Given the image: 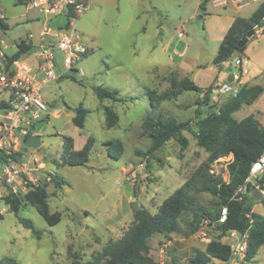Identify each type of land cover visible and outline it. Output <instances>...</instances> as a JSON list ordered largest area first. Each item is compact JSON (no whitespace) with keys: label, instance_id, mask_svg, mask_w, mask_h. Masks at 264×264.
Instances as JSON below:
<instances>
[{"label":"rangeland","instance_id":"obj_1","mask_svg":"<svg viewBox=\"0 0 264 264\" xmlns=\"http://www.w3.org/2000/svg\"><path fill=\"white\" fill-rule=\"evenodd\" d=\"M203 1L90 0L91 7L80 19L78 30L84 41L93 42V52L80 64L83 74L77 76V81L67 73L42 87V97L52 115L43 118L47 123L40 131V152L25 151L28 163L35 162L37 157L40 164H45L37 173L42 176V183L53 173L65 181L62 189L53 184L48 187L50 211L59 213L61 222L50 226L30 204L16 215L0 199V260L8 257L19 264H70L76 254L84 263L91 262L136 223L137 210L158 214L163 203L206 165L209 152L198 144L195 125L198 117L194 107L198 101L202 103L198 111L202 113L199 117L204 118L218 112L234 96H220L214 101L213 93L204 104L203 98H193L196 93L187 92L164 102L158 110L152 109L146 96L148 89L160 94L173 89L172 80L188 78L203 87L214 82V72L218 69L213 59L218 45L211 41L212 32L207 27L219 30L218 17L223 11L214 9L210 3L202 10ZM22 2L26 0H0V14L10 27L6 32L0 31V41L9 56L16 52L22 39L27 41L30 33L38 41L42 28L43 16L31 9L28 2ZM257 6L252 5L250 10ZM66 21L65 16H57L51 25L56 28ZM61 57L57 52L58 75L65 74ZM220 69L221 85L228 75H239L233 62L225 63ZM258 75L253 84L264 88V70ZM217 84L215 80L211 86L215 88ZM244 85L247 86L242 82L236 86L240 89ZM95 87L117 90L125 102L100 101ZM252 95H247L246 100H251ZM7 98L8 95L2 94L0 103ZM80 105L90 112L83 129L73 123L74 108ZM105 108L118 114L116 127L107 128ZM250 115L264 127V91L252 105H242L233 117L241 121ZM148 116L176 123L190 122L191 128L180 134L187 145L184 147L179 139H172L154 158H149L147 152L152 142L143 126ZM64 136L73 139L76 151L83 148L89 137L95 139L87 165L57 169L54 160H59ZM113 140H121L125 146L119 160L110 158L104 146ZM221 158L228 163L232 156ZM224 166L218 165V171L225 173ZM200 187L198 184L189 190L193 212L180 216L181 232L169 236L156 234L148 240L149 256L154 264H172L173 260L188 264L197 254L204 253L212 241L229 244V239L207 221L202 227L206 235L199 231L192 233L197 211L218 209L217 198L201 192ZM255 213L264 215L262 203L255 204ZM20 219L30 220L38 234L27 229ZM209 264L230 262L211 259ZM240 264H264V245L254 260Z\"/></svg>","mask_w":264,"mask_h":264},{"label":"trees","instance_id":"obj_2","mask_svg":"<svg viewBox=\"0 0 264 264\" xmlns=\"http://www.w3.org/2000/svg\"><path fill=\"white\" fill-rule=\"evenodd\" d=\"M30 0H26L29 2ZM26 2H22L24 4ZM209 0H204L200 8L203 10ZM264 27V1L250 18H237L229 28L219 50L213 59V65L221 68L224 63L229 62L234 49L240 39L250 32L257 35L258 29ZM9 25L0 18V31L6 32ZM33 46L31 43L21 41L17 46V51L13 55H6L8 63L20 60L23 56L32 53ZM246 46L242 50L245 54ZM76 71V70H74ZM77 76L73 74L68 77L77 81ZM171 90L160 94L154 90L148 89L150 106L154 110L161 108L164 102L172 101L184 92H194L203 94L204 104L209 102L214 92L212 86L203 90L188 78L180 81L172 80ZM97 98L100 101L109 100L112 102H125L117 90H108L103 87H95ZM264 89L260 86L248 87L242 86L236 96L231 101L220 107L218 112L209 114L204 118L196 110L198 117L195 125L197 130L198 144L209 152L206 165L202 166L196 175L188 181L183 187L176 190L161 206L156 215L150 214L146 209H140L135 212L136 223L133 224L121 239L111 242L103 251L94 256L93 261L84 263L78 255L73 254L70 264H154L149 256L150 246L148 240L156 234L169 236L173 233H180V216L184 213L193 212L192 198L189 190L200 184V191L209 193L217 198L216 206L218 209H202L194 214L192 223V233H197L200 225L204 220L214 222L218 219L221 209L228 207L227 221L225 224L217 225V231L222 235L227 232L236 230L241 233L249 231V250L244 261H252L257 256L259 249L264 245V215L252 212L255 205L253 199H245L242 202L231 200L235 191L244 183L249 175L253 163L264 154V127L255 119L253 115L238 121L233 117L242 105H251L262 94ZM252 93V99L246 100V96ZM201 105L202 103L198 101ZM0 108H8L5 101L0 103ZM76 113L73 123L76 127L83 129L85 120L89 111L80 105L74 108ZM106 125L111 129L118 125L119 116L110 108H105ZM49 118V117H48ZM47 118V119H48ZM144 128L148 131L152 146L147 152L149 158H154L161 148L172 139L180 140L185 147L187 141L180 138L184 130L190 129V122L176 123L174 120H163L160 117L153 118L148 116L144 123ZM95 145V139L89 137L82 149L74 150L73 139L63 137V146L60 152L59 160H54L57 169L65 166L77 167L85 166L89 162L91 152ZM108 156L112 159L119 160L125 152L124 143L121 140L108 141L104 144ZM27 148L23 147V151ZM4 156H0V162L4 161ZM232 156L228 163L229 181L226 183L221 177H215L209 173V165L221 157ZM51 183H42L41 186L29 191L18 198L9 196L5 202L9 210L16 215L19 214L23 206L31 205L50 225L55 226L61 222L59 213H52L48 204L49 192L48 187L53 184L57 189H62L65 181L57 173L52 175ZM264 205V199L261 201ZM251 213L250 217L247 215ZM1 218V215H0ZM20 222L34 233L33 223L30 220L20 219ZM38 234V233H37ZM232 257V250L228 244L219 241H212L204 253H199L188 264H209L211 259H218L223 263H228ZM0 264H19L11 258H3ZM172 264H179L173 260Z\"/></svg>","mask_w":264,"mask_h":264},{"label":"built area","instance_id":"obj_3","mask_svg":"<svg viewBox=\"0 0 264 264\" xmlns=\"http://www.w3.org/2000/svg\"><path fill=\"white\" fill-rule=\"evenodd\" d=\"M28 4L31 9L37 10L46 17L41 36L45 39L52 36L57 40L41 45L38 53L39 63L36 67L21 59L10 64L6 56L0 54V96L8 95V98L4 100L8 108H0V156L6 155L5 160L0 162V199L3 200L9 196L18 198L42 185V176L37 173L43 167L37 159L33 163H28L25 159L26 153L22 150L25 139L35 135L36 124L44 117L48 118L52 115L49 105L42 97V87L51 81L59 80L67 73H73L89 53V48L78 30L80 19L91 7L89 0H30ZM66 7H68L67 11ZM57 16H65L67 21L53 28L51 22ZM57 52L62 55L61 61L65 74H57ZM233 63L239 70V75L234 76L235 84L218 83L214 88L212 100L217 101L220 96L225 97L229 94L236 96L239 92V86L236 85H241L242 79L249 75L248 59L245 55L241 54ZM228 163H225L223 158H219L211 165L209 173L215 177H221L227 183L229 181ZM220 164H225V173L218 171ZM44 180V182H50L51 178L47 177ZM253 188L261 192L263 197L261 200L252 198ZM245 199H253L255 204L264 199V154L253 163L244 183L231 198L238 202ZM252 212H255V205ZM227 215L228 207L224 206L216 221L211 222L206 219L201 223L199 233L206 235L202 228L205 221L217 230V225L226 223ZM250 215L251 213L247 217ZM249 236V231L241 233L232 230L225 234L232 250L230 264H240L246 259Z\"/></svg>","mask_w":264,"mask_h":264},{"label":"crops","instance_id":"obj_4","mask_svg":"<svg viewBox=\"0 0 264 264\" xmlns=\"http://www.w3.org/2000/svg\"><path fill=\"white\" fill-rule=\"evenodd\" d=\"M263 1L264 0H209V2H207V4L208 3L212 4L214 9L221 8L222 11H223V13L221 15H219V17H218L219 18V21H218L219 30H217V31L213 30L212 26H210V25L207 27V31L209 33L212 32L211 41L213 43H215L216 45H218L217 52L219 50L221 42L223 41L226 33L228 32L229 28L234 23V21L237 18H239V17L250 18L252 16V14L257 10V8L260 6V4ZM254 4H258V6L256 8H254V9L250 10L252 5H254ZM205 8H206V6H205ZM205 8L203 10H205ZM246 13H249V15L246 14ZM39 15L43 16L40 13H39ZM207 15H209L208 17H211V14H207ZM0 18L3 19L2 14H0ZM29 20H31V19H29ZM29 20H27V21H29ZM38 20H39V17H38ZM45 20H46V17L43 16L42 21L40 22L42 28L40 29V31L38 33V38H39L38 41L34 40L35 35L33 33H30L29 35H27V39L26 40L28 41V43L32 44L34 49H33L32 53L27 54V55H25V56H23L21 58V60L25 61L27 64H30L33 67H36L38 65V63H39V54L38 53H39V51L41 49L40 48L41 45L42 44L46 45L48 42L53 41V37L52 36L48 37V39H45V38H43L41 36V34H42L43 30H44ZM53 28H55V27H53ZM30 35H32V38H30ZM179 35L183 36V33H180ZM21 41H23V39ZM91 43H93V42L91 41L90 43H87L85 41V44L89 48V53L82 59V61L79 63V65L75 69L76 70L75 72H76L77 75H79V74L82 75L83 74V71L80 69V64L83 62V60H85L88 57V55H90L93 52V48L91 46ZM5 49H6V47L3 48V43L0 41V54H3L5 56L8 55V54H6L4 52ZM244 55L248 59V68H249L250 73H249V75L245 76L242 79V82L247 84L248 87L260 86V87L263 88V86H261V85L253 84V81H256L259 78L258 72H261V70H264V27L260 28V30H259V32L257 33L256 36H253L252 38L249 39V41H248V43L246 45V50H245V54ZM224 64L222 65V67L224 66ZM215 69H218L217 72L216 71L214 72V73H216L215 80H218V83H220L221 76H222L221 69L218 68V67H216ZM65 75H63L61 78H63ZM232 76H233V84H235V80H234V76L235 75H233V74L227 76L226 82H228V80H230ZM180 80H182V79H180ZM215 80H214V82H215ZM193 82L197 86H199L201 89H203V90L207 89L208 87H210L214 83L213 82L211 85L203 87L202 85L197 84V82H195V80ZM184 93H187V92H184ZM183 94H181L179 97H182ZM202 97H203V94L196 93V95L193 98L197 99V98H202ZM199 106H200V104L198 102V105H196L194 107V110L195 111L198 110ZM235 113H237V112H235ZM57 115H58V112H57ZM37 152H40V151H37ZM35 158L39 162V159L37 157H35ZM25 159H26V157H25ZM40 165L43 167V165H45V164L43 163V164H40ZM53 174H55V173H53ZM260 203H262V202H260Z\"/></svg>","mask_w":264,"mask_h":264},{"label":"water","instance_id":"obj_5","mask_svg":"<svg viewBox=\"0 0 264 264\" xmlns=\"http://www.w3.org/2000/svg\"><path fill=\"white\" fill-rule=\"evenodd\" d=\"M67 10H68V7H66V11ZM253 36H254V32H250L240 39V41L238 42V45L236 46V48L233 51L231 58L229 59V62H233L235 59H237L242 54V50L247 45L249 39L252 38ZM72 74H73V76L77 75L75 71H73ZM78 79H79V77H78ZM228 82L231 85H233V76L231 77L230 80H228ZM46 123H47L46 120H42L36 124L35 135L29 136L24 141V147L25 148L40 151V148L42 146L40 131L42 130V128L44 127V125ZM251 195H252V198L256 199V200H261L263 198L261 192L256 188H253L251 190Z\"/></svg>","mask_w":264,"mask_h":264}]
</instances>
